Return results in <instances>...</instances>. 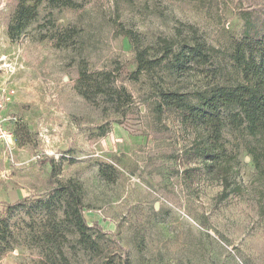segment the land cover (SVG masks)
I'll list each match as a JSON object with an SVG mask.
<instances>
[{
	"label": "rangeland",
	"instance_id": "374dc122",
	"mask_svg": "<svg viewBox=\"0 0 264 264\" xmlns=\"http://www.w3.org/2000/svg\"><path fill=\"white\" fill-rule=\"evenodd\" d=\"M18 1L0 0V85L13 90L8 110L18 116L10 150L0 143V219L9 229L0 264H264V155L248 151L256 143L243 128L225 129L230 185L209 178L190 150L195 130L159 106L156 90L241 81L231 55L240 39L261 37L264 0H74L55 8L43 0L12 40ZM188 25L207 43L208 64L183 75L131 73L125 30L153 46L159 37L180 42ZM52 161V179L79 185L92 248L79 244L59 202H40L51 193ZM100 166L112 167L114 180Z\"/></svg>",
	"mask_w": 264,
	"mask_h": 264
},
{
	"label": "trees",
	"instance_id": "16d2710c",
	"mask_svg": "<svg viewBox=\"0 0 264 264\" xmlns=\"http://www.w3.org/2000/svg\"><path fill=\"white\" fill-rule=\"evenodd\" d=\"M42 1H18L7 29L9 38L17 39L28 28L35 20ZM44 1L50 8L76 6L74 0ZM180 32L178 30L177 35H181ZM124 34L135 52L136 68L131 72L134 76L141 71L151 73L155 67H159L170 76L174 73L183 75L208 64L211 58L207 43L192 25H188V31L180 42L174 43L173 36L159 37L156 44L161 43L160 47L156 44L143 45L141 36L130 29L125 30ZM62 43L63 37L58 36L57 44ZM231 57L241 71L242 77L241 81L234 84H214L204 89L186 92L164 89L156 85L159 106L174 109L183 124L191 125L195 130V137L190 146L192 155L202 161L209 178L222 182L224 187L230 185L228 179L232 175V166L222 141L223 130L243 128L256 143L254 147L250 145L248 151L255 157L258 154L264 155V31L255 41L248 37L240 39ZM97 74L102 77L109 75ZM80 93L86 96L83 89H80ZM54 172L52 161L49 178L51 193L46 200L40 202L45 207L59 202L63 217L70 219L79 234V244L85 248H92L94 243L87 235L90 226L83 213L79 185L72 179L64 182L52 179ZM114 172L112 167L99 168V174L108 181L114 180ZM8 232L7 224L0 219V239L4 240ZM53 236L51 235L49 240L55 241ZM57 250L64 258L59 246Z\"/></svg>",
	"mask_w": 264,
	"mask_h": 264
},
{
	"label": "built area",
	"instance_id": "2783aa9c",
	"mask_svg": "<svg viewBox=\"0 0 264 264\" xmlns=\"http://www.w3.org/2000/svg\"><path fill=\"white\" fill-rule=\"evenodd\" d=\"M13 90L4 85H0V143L5 149L10 150L14 140L13 126L18 122V116L15 114H4L5 109L11 102L10 98Z\"/></svg>",
	"mask_w": 264,
	"mask_h": 264
},
{
	"label": "crops",
	"instance_id": "0c3cea01",
	"mask_svg": "<svg viewBox=\"0 0 264 264\" xmlns=\"http://www.w3.org/2000/svg\"><path fill=\"white\" fill-rule=\"evenodd\" d=\"M8 109H9V105L7 106V108H6L5 111H4V114H5V115H7V114H15V115H16L15 112H13V111H9ZM15 126H16V125H14V126L12 127L13 130H14V132H15ZM113 131H114V132H113L114 134H117V132L119 133V131H118L117 129H114ZM14 135H15V134H14Z\"/></svg>",
	"mask_w": 264,
	"mask_h": 264
}]
</instances>
